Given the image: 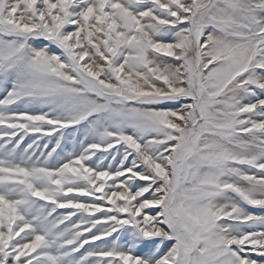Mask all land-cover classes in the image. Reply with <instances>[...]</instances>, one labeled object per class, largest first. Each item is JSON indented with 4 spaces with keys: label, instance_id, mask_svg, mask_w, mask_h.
<instances>
[{
    "label": "snow or ice",
    "instance_id": "obj_1",
    "mask_svg": "<svg viewBox=\"0 0 264 264\" xmlns=\"http://www.w3.org/2000/svg\"><path fill=\"white\" fill-rule=\"evenodd\" d=\"M0 264H264V0H0Z\"/></svg>",
    "mask_w": 264,
    "mask_h": 264
},
{
    "label": "rangeland",
    "instance_id": "obj_2",
    "mask_svg": "<svg viewBox=\"0 0 264 264\" xmlns=\"http://www.w3.org/2000/svg\"><path fill=\"white\" fill-rule=\"evenodd\" d=\"M255 258V257H254Z\"/></svg>",
    "mask_w": 264,
    "mask_h": 264
}]
</instances>
